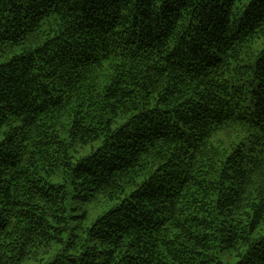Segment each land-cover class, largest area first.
Returning a JSON list of instances; mask_svg holds the SVG:
<instances>
[{"label": "trees", "instance_id": "16d2710c", "mask_svg": "<svg viewBox=\"0 0 264 264\" xmlns=\"http://www.w3.org/2000/svg\"><path fill=\"white\" fill-rule=\"evenodd\" d=\"M0 264H264V0H0Z\"/></svg>", "mask_w": 264, "mask_h": 264}, {"label": "rangeland", "instance_id": "374dc122", "mask_svg": "<svg viewBox=\"0 0 264 264\" xmlns=\"http://www.w3.org/2000/svg\"><path fill=\"white\" fill-rule=\"evenodd\" d=\"M73 208H75L76 211L72 212V215H75V216L82 215L83 210H84V206H81L79 203L72 201L70 209H73ZM101 213H102V210L95 211L94 215L96 216V215H99ZM78 221L79 220H75L72 224L75 225Z\"/></svg>", "mask_w": 264, "mask_h": 264}]
</instances>
